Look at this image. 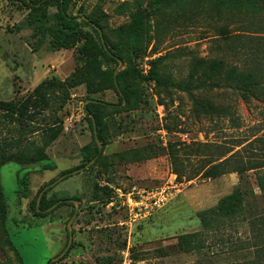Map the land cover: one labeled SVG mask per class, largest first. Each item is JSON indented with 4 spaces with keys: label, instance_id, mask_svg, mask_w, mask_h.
Returning a JSON list of instances; mask_svg holds the SVG:
<instances>
[{
    "label": "rangeland",
    "instance_id": "374dc122",
    "mask_svg": "<svg viewBox=\"0 0 264 264\" xmlns=\"http://www.w3.org/2000/svg\"><path fill=\"white\" fill-rule=\"evenodd\" d=\"M156 1L71 0L70 13L97 20L111 44L128 45L133 21L138 19L144 50L130 52L120 71L135 68L145 78L126 108L114 90L89 94L85 83L72 87L74 74L83 66L79 50L50 51L49 37L37 47L31 30L20 28L30 9L0 0V101L22 100L48 83L53 86L51 107L37 116L34 125L59 119L63 127L47 149L55 170L16 162L0 169L10 238L25 264H48L68 245L67 227L76 205L59 203L40 216L32 201L41 188L83 165L84 149H95L84 107L89 99L107 104L101 109L102 158L83 172L67 173L49 189L48 197H63L65 192L69 200L78 197L80 202L72 225L73 243L67 256L52 264H222L226 262L222 257L196 252L188 240L197 231L214 237L204 231L198 214L217 205L240 182L248 194L252 192L247 218L264 213L260 189L264 169L250 171L241 180L238 174L218 179L200 175L179 183L170 159L172 146L200 144L203 147L193 153L198 155H189L184 164L201 169L219 157L220 144L264 162V143L248 146L255 138L264 141V0ZM159 57L166 60L156 69L191 89L167 90L152 80L153 62ZM217 63L222 66L213 72ZM240 76L245 83L260 86L242 91L237 86ZM212 106L228 112L212 114ZM9 134L0 116V142ZM27 139V147L41 144L42 135ZM25 175L30 180L29 196L21 198ZM104 187L110 189L109 196L103 194ZM246 230L243 225L238 231L246 234ZM0 264H19L1 227Z\"/></svg>",
    "mask_w": 264,
    "mask_h": 264
},
{
    "label": "trees",
    "instance_id": "16d2710c",
    "mask_svg": "<svg viewBox=\"0 0 264 264\" xmlns=\"http://www.w3.org/2000/svg\"><path fill=\"white\" fill-rule=\"evenodd\" d=\"M10 1L19 2L30 9L27 20L21 24L20 28L31 30V36L37 39V47L41 46L49 37L48 49L50 51L58 52L76 48L79 50L83 66L74 74L72 87L85 83L89 94L114 90L122 105L126 103V108L131 106L132 100L136 95L137 85L141 80H144L145 76L141 74L140 70L135 68L120 71L116 79L114 73L119 66V61L123 62L130 52L139 54L144 50L139 42L140 23L138 19L133 21L131 28L133 36L128 45L121 43L111 44L102 34V27L97 20L90 16H75L70 13L71 0ZM165 2L166 0H157L156 4ZM150 6L153 11L156 10L155 3ZM51 8H55L56 12L51 13ZM85 16L87 20H78V18ZM102 37L104 38L105 46L102 42ZM165 60L166 57H159L153 62L154 68L151 70V79L167 90L173 88L187 91L190 87L187 88L182 83H176L156 69L155 65L161 64ZM221 66V63L214 65L215 70L213 72H216ZM231 74L232 77L236 75L235 72ZM237 82L238 88L240 86L242 91L248 86H260L258 83H245L241 76L240 79H237ZM52 90L53 86L48 83H42L35 88L32 94L22 100L0 101V113H2L0 116L10 132L9 136L3 142H0V169L8 162H16L25 167L43 164V170L53 171L56 169V165L51 162L47 154V149L63 132L62 123H60L59 119H55L52 123L34 125L37 116L51 107L49 98H51ZM91 100L99 101L98 103L88 104L85 107L95 138V149L86 148L82 151L85 163L77 167L76 170L85 169L93 160H96L97 164L102 158V152L99 149L94 133L93 117L97 125L98 140L100 143L104 142V124L101 109L107 104L101 99ZM210 112L221 116L228 112V108L212 106ZM37 134L42 135L41 144L34 143L29 147L24 145V142L28 141V136ZM258 142L264 143L263 138H255L248 143V146H253ZM201 147L203 146L200 144L172 146L170 151L171 166L177 175L179 183H183L184 180H193L200 175L207 179H218L226 175L238 174L241 180L244 174L250 171L264 169V162H260L259 159H254L251 156L246 158L240 150L235 151L234 148L230 149L220 144L217 145L220 151L217 159L212 157L201 169L185 167L186 164L184 163L188 161V156L198 155L193 153ZM67 173L69 172H64L65 175ZM21 184L23 187L20 191V197L27 198L30 187L28 175L21 179ZM261 186L263 197L264 185L262 184ZM44 188L38 191L32 201L35 214L40 216L47 215L48 211L57 203L64 205L69 200V197L65 196L67 194L65 192L62 193L64 194L63 197H48V193L51 191L48 190L43 194L40 204L37 206L38 197ZM102 192L104 195L109 196L110 189L104 187ZM93 194L97 198L99 191L96 190ZM250 194L242 188V182H240V185H237L229 195L220 199L217 205L198 214L204 231L214 233V237L208 238V236H203V234L200 235L198 231L188 235V240L194 246L196 252L205 251V256L210 258L222 257L226 261L222 264H264V213L251 219L247 218L246 213L249 208ZM75 199L78 200L79 198L75 197ZM7 221L8 205L0 179V227L3 229L7 244L13 250L19 264H25L10 238ZM243 225L247 226L246 234L238 231ZM49 263H51V260H49Z\"/></svg>",
    "mask_w": 264,
    "mask_h": 264
},
{
    "label": "water",
    "instance_id": "95a60500",
    "mask_svg": "<svg viewBox=\"0 0 264 264\" xmlns=\"http://www.w3.org/2000/svg\"><path fill=\"white\" fill-rule=\"evenodd\" d=\"M78 20H79V21H81V20H87V17H86V16H85V17H81V18H78ZM97 29L100 31L99 28H97ZM102 42H103V44H104V46H105V41H104V38H103V37H102ZM121 66H122V61L120 60V61H119V67H117V69L115 70V73H114V77H115V79H116L118 73L120 72ZM98 102H99V101H97V100H91V99H90V100H87V101L85 102V104H84V107H87L88 104H91V103H98ZM124 104H125V103H124ZM92 117H93V116H92ZM93 122H94V133H95V136H96L97 143H98V145H99V149L101 150L102 147H101V145H100V141L98 140V136H97V125H96V122H95V120H94V117H93ZM92 162H93V161H92ZM92 162H91V163H92ZM88 167H89V165H87V166L85 167V170L88 169ZM83 171H84L83 169L75 170V171L69 173L68 175L78 174V173L83 172ZM66 176H67V175L62 176L60 179H58V180H56L55 182L51 183L50 185L46 186V187L41 191V193H40V195H39V197H38L37 206H39L43 194H44L46 191H48L49 189L53 188L57 183H59V182H60L63 178H65ZM68 202H71V203L75 204L76 207H77V210H76L74 216L72 217V219L69 221V223H68V227H67V228H68V233H69V243H68L66 249H65V250H64V251H63L58 257L52 259L51 263H49V264L59 262V261H60V260L66 255L67 251L70 249V247H71V245H72V243H73V240H74V235H73V232H72V225H73L74 220H75V219L77 218V216H78V211H79V204H80V202H79L78 200H68ZM58 204H59V203H57L56 205H54L51 209H54ZM51 209H50V210H51ZM50 210H49V211H50Z\"/></svg>",
    "mask_w": 264,
    "mask_h": 264
}]
</instances>
